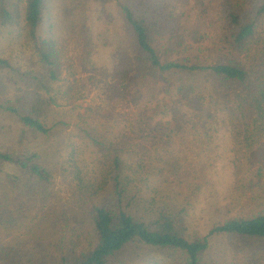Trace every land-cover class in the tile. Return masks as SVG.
I'll return each instance as SVG.
<instances>
[{
    "label": "trees",
    "instance_id": "obj_1",
    "mask_svg": "<svg viewBox=\"0 0 264 264\" xmlns=\"http://www.w3.org/2000/svg\"><path fill=\"white\" fill-rule=\"evenodd\" d=\"M182 5L178 10L159 0L120 3L131 52H115L110 69L101 73L100 109L107 115L134 116L133 95L146 86L141 93L146 105L138 111L144 114L147 104L154 102L145 123L154 121L153 130L161 126L165 132L162 116L155 118V114L166 112L160 106L166 98L160 97L155 86L172 77L183 79L187 87L180 86L175 93L186 107L199 111L206 95L190 89L195 88L196 77L207 75L213 94L219 92L237 103L249 135L245 138L250 141L241 156L251 164L253 176L263 178L264 190V0H183ZM44 12L45 0H0V35L10 29L16 38L25 39L30 50L25 60L0 55V119L12 121L8 135L19 147L31 143L37 148L43 142L55 146L53 141L71 126L60 118L65 100L60 55L53 36L40 33ZM212 12L220 28L214 39L205 27ZM73 88L68 86V93ZM94 120L72 125L77 135L100 147L102 154L76 176V205L61 212L62 234L53 244L57 255L50 264H155L157 256L171 264H212L205 254L208 238L214 234L242 244L229 264L264 262V200L217 221L207 235L192 236L185 208L161 205L149 194L162 170L151 162L153 153L160 157L158 150L139 142L133 146L126 143V137L103 135L99 139L90 127ZM182 123L176 120L174 129ZM23 151L0 149V173L12 167L13 172L6 174L14 188L22 181L28 192L45 193L51 170L38 152ZM172 169L177 171L180 164L174 161ZM32 181L34 186L29 184ZM0 264H23L22 251L0 243Z\"/></svg>",
    "mask_w": 264,
    "mask_h": 264
},
{
    "label": "rangeland",
    "instance_id": "obj_2",
    "mask_svg": "<svg viewBox=\"0 0 264 264\" xmlns=\"http://www.w3.org/2000/svg\"><path fill=\"white\" fill-rule=\"evenodd\" d=\"M159 1L174 5L178 10L183 7V0ZM124 2L126 0H45L40 33L52 35L57 43L62 71L60 86L65 97L60 118H66L71 126L56 138L57 142L53 141L55 146L43 142L37 148L31 143L19 147L8 135V125L12 121L0 119V149L34 150L51 170V181L45 187V193L40 190L28 192L22 181L14 188L6 174L13 172L12 167L5 168L6 173H0V243L19 248L23 264H50L54 260L57 254L53 244L62 234L61 212L76 205L73 197L79 182L76 176L80 171L84 174L102 154L100 147L76 134L73 123L95 119L90 127L93 126L99 139L103 135L126 137V143H133V146L139 142L149 149L156 148L160 157L153 153L151 162L162 170L157 172V180L149 194L161 205L185 208L192 236L207 235L217 221L238 210L248 211L264 200L261 197L264 195L263 178L253 176L251 164L244 154L241 156L250 141L245 138L247 133L237 103L219 92L213 94L214 86L207 75L196 77L195 88L190 89L206 95L199 111L186 107L175 93L180 86L187 87L183 79L172 77L162 86H155L160 97L166 98L165 103L160 104L165 115L155 114V118L162 116L166 133L161 131V126L153 130L154 121L145 123L154 102L147 104L145 109L149 110L144 114L138 111L146 105L141 99L146 86H140L133 95L136 103L130 109L134 116L132 113L107 115L100 109L101 73L110 69L115 52H131L120 8V3ZM186 21L191 20L187 18ZM205 27L210 28L212 39L219 34V18L215 12L205 20ZM0 55L25 60L30 50L22 36L16 38L12 30L6 29L0 35ZM68 86L74 87L70 93ZM176 120L183 122L179 129H174ZM110 126L113 127L109 129ZM159 138L162 141H158ZM174 161L180 164L177 171L172 169ZM61 166L65 168L61 170ZM29 184L35 185L33 181ZM208 239L205 259L212 264H229L242 247L240 242L225 235L214 234ZM153 262L171 264L170 260L159 256Z\"/></svg>",
    "mask_w": 264,
    "mask_h": 264
}]
</instances>
